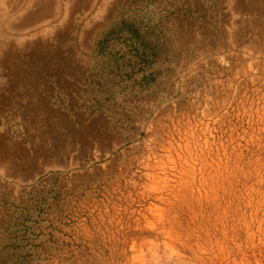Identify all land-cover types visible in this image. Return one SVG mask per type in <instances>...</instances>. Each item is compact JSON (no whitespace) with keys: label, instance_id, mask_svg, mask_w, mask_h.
I'll return each mask as SVG.
<instances>
[{"label":"rangeland","instance_id":"obj_1","mask_svg":"<svg viewBox=\"0 0 264 264\" xmlns=\"http://www.w3.org/2000/svg\"><path fill=\"white\" fill-rule=\"evenodd\" d=\"M38 1L0 0V263L264 264V0Z\"/></svg>","mask_w":264,"mask_h":264},{"label":"bare ground","instance_id":"obj_2","mask_svg":"<svg viewBox=\"0 0 264 264\" xmlns=\"http://www.w3.org/2000/svg\"><path fill=\"white\" fill-rule=\"evenodd\" d=\"M68 1L71 2L72 7H75V6L85 5L90 0H68ZM52 5H53V0H39L36 5L37 7L36 9H39V10L36 12H42V13L47 14L48 12L51 11ZM5 17L6 15H3V18ZM2 20L3 19L0 18V26L3 27L2 29L3 35L8 34L7 30H10V29L13 30V29H19V28L21 29V28L26 27L28 23V18H26V16L19 19L20 22L17 20L11 21V22L5 21L6 26L2 25V23H4L2 22ZM19 41L20 39H15L14 41H10L8 38L0 39V86L1 85H5V86L11 85L12 87L14 86L15 96L17 97L21 96L23 86L26 85L25 78L27 77V75H23L19 70H15L13 68L15 60L19 59V64L23 60L22 58L18 57V55L16 56L17 53L14 54L10 50L12 46H14V44ZM16 111L19 112L18 108ZM0 144H1V141H0ZM17 149H20V147L14 146V147L4 148L5 153L1 154L0 158L4 156L11 157V154L9 153V151H13ZM10 162L13 163L15 166H17V168H21V169L27 166L32 167V168L34 167V163L32 161H29L27 164V163H23L19 158H11Z\"/></svg>","mask_w":264,"mask_h":264},{"label":"trees","instance_id":"obj_3","mask_svg":"<svg viewBox=\"0 0 264 264\" xmlns=\"http://www.w3.org/2000/svg\"><path fill=\"white\" fill-rule=\"evenodd\" d=\"M8 248H13V247H11V246H7L5 249H8ZM5 262H2V263H0V264H4ZM13 264H24V261H20L19 259H18V262H14Z\"/></svg>","mask_w":264,"mask_h":264}]
</instances>
